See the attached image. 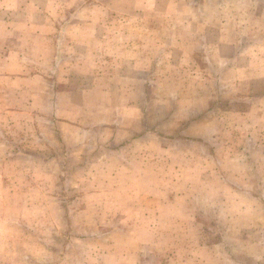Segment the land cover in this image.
Instances as JSON below:
<instances>
[{
	"label": "rangeland",
	"instance_id": "rangeland-1",
	"mask_svg": "<svg viewBox=\"0 0 264 264\" xmlns=\"http://www.w3.org/2000/svg\"><path fill=\"white\" fill-rule=\"evenodd\" d=\"M100 1L0 0V29L4 31L0 41L15 43L18 39L23 40V37L18 38L13 33V30L18 28L30 31L34 26L40 28L52 24L46 21L47 10L49 16L61 15L60 21H54L57 27H82L78 18L81 12L91 11L93 3L100 4ZM102 1L105 2L101 5L104 14L119 13L121 18L117 21H104L103 28H106L109 34L101 38L104 43V57L107 54L106 49L112 44L111 28L117 31L118 36L113 35L115 44L121 46L126 45L128 41L129 44L134 41L138 45L142 41L143 23L147 26L154 24L153 3L151 11L138 10L135 12L136 20L127 22L121 17L127 12L125 6L119 4L117 9L112 6L117 4L109 5L108 0ZM237 1L229 0L231 5H237ZM205 2L207 3V0ZM254 7V0L242 6V9L247 8L246 24H251L244 36L247 49L256 45L255 39L261 38L260 42L264 44V35L260 34L259 38L256 36L260 27L261 32H264V21L256 19ZM39 10L44 12L39 20H23L24 18L20 19L21 14L20 18L18 17V11L30 14ZM140 13H147L150 20H139L142 16ZM32 23L36 24L33 26ZM86 27L94 29L95 22L86 21ZM243 44L242 46H245ZM250 53L253 54L252 50ZM201 55L196 54V61L201 60ZM260 56L259 53L257 57ZM262 56L264 60V52ZM155 87L162 93L163 87L167 86ZM191 87L193 86H184L188 91ZM144 91L151 94L145 100V114L143 112L135 115L134 110L133 119L130 116L124 122L119 119L115 125L119 126V129L126 124L129 129L135 125L138 130L136 133L140 135L139 141L149 140L147 142L152 144L164 145L166 149L163 151L167 153L165 165L160 169L167 171V175L158 170L161 177L182 176L185 179L162 180L158 175L153 179H144L142 175L154 167V163L143 162V152L140 150L138 154H134L135 151L132 152L128 148H115L116 143L125 144L128 136H119L116 132V136L111 137L113 130L117 128L105 127L103 131L95 130L97 126L92 117L87 123L89 136L84 135V140L89 139V144L86 145H81L80 142L67 149L62 146L63 142H55L49 145L48 151L46 148L28 149L26 156H18V147L3 146L0 148V264H179V254H176L175 249L188 252L190 247L195 246L197 240L202 238V235L197 238L185 235L186 230L193 231L186 223L192 211L194 214L191 215H195L196 222H201L203 227L206 225V228L210 229V238L214 241L211 251L203 250L201 257L216 254L221 248L222 251L223 248L227 251H237L239 246L234 243L237 229L254 216L264 225V125L262 129H255L249 126L253 120H246L244 124L238 117L223 115V110L235 107L245 110L251 101L240 105L225 102L217 111V116H205L212 102L201 99L198 103L195 102L198 110H193L189 116L175 98L171 99L174 93L168 94L169 99L164 100L156 98V95L160 96L161 93L155 91L153 84L146 85ZM233 92L231 89L230 94ZM1 120L0 128L3 129L4 121ZM208 122L218 126V132H202L206 130L205 125ZM222 126L230 131H224ZM17 136L6 137L11 144L17 140ZM100 137L103 142L109 143L107 148H100ZM227 140L232 145L250 147L247 150L238 148L234 152L243 151L246 163L238 164L236 160L233 161L232 150L227 148L231 159L222 166H218L217 160H213L210 166L199 169L193 164L195 154L214 155L217 159L222 154V149L218 147L224 145ZM261 140L262 147L256 149V144L258 146ZM207 142L213 144L206 145ZM177 154H180V157H177ZM21 157L23 158L20 159ZM25 158L29 161H25ZM173 158L177 160V164L170 163ZM219 169L221 170L217 171ZM208 177L224 179L233 188V192H239V197L232 200V205L248 206L251 213L246 215L233 210L223 211L221 204H224V201L217 193L221 192L222 187L216 181L207 179ZM148 190L157 194L145 197L142 193ZM174 191L175 195H172ZM176 215L184 219L182 226L174 221ZM135 224L137 226H132ZM153 238L155 239L149 242ZM138 239L145 240L143 254H140L142 251L139 250ZM116 248L120 252L126 248V254L129 256L123 258L115 250L112 253ZM182 261L184 264L207 263L205 260Z\"/></svg>",
	"mask_w": 264,
	"mask_h": 264
},
{
	"label": "crops",
	"instance_id": "crops-1",
	"mask_svg": "<svg viewBox=\"0 0 264 264\" xmlns=\"http://www.w3.org/2000/svg\"><path fill=\"white\" fill-rule=\"evenodd\" d=\"M249 1L251 0H238L237 5H231L229 0H207V3L205 0H108L109 5L117 4L112 5L114 8L118 9L119 4L125 6L127 12L121 17L127 22L136 20V11H151L152 3L155 7L153 6L152 13L154 24L147 26L143 23L142 41L138 45L134 41L132 44L128 41L126 45L121 46L115 44L113 35H118L117 31L111 28L112 44L106 49L105 57L101 38L109 34L106 28H103L104 21H117L121 18L119 13H113L114 16L111 13L104 14L101 5L105 2L102 0L100 4L93 3L94 6L92 4L93 7H90L91 11L81 12L78 18L82 22V27H57L54 21H60L61 15L49 16L47 10L45 18L46 21L52 22L49 23L50 27L48 25L36 28L34 26L36 23H32L34 28L30 31L20 28L13 30L15 36L24 39H18L15 43L0 41V124L1 119L4 121V128H0V148L15 146L18 147V156H26L28 149L46 148L48 151L49 145L55 142L58 144L63 142L62 146L67 149L80 142L81 145L89 144V139L84 140V138L87 134L89 136L87 123L92 117L97 126L95 130L103 131L105 127L117 128L113 130L111 137L116 136V132L119 136L120 134L123 137L128 136L125 144L116 143L115 148H128L132 152L135 151L134 154H138L140 150L143 152V162L154 163V167L142 175L144 179H153L156 175L162 180L185 179L182 176L161 177L158 170L167 175V171L160 169L165 165L167 152L163 151L166 149L164 145H155L147 142L149 140L139 141L140 135L136 133L138 130L135 125L130 126L129 129V125L126 124L119 129L120 127L115 124L119 119L123 122L128 120L129 116L133 119L135 112V115L143 112L145 114V100L151 94H147L144 88L153 84L155 91L159 93H161L160 89L155 86H167L163 87V92L160 96L156 95V98L169 99L168 94L174 93L171 99L175 98L180 103L181 109L189 116L198 108L195 107V102L198 103L201 99L212 102L205 116L219 114L217 111L225 102L240 105L250 100L251 104L247 108L244 107L245 110L235 107L223 110V115L238 117L240 122L244 121V124L246 120L249 122L253 120L249 126L262 129L264 44L260 42L262 39L259 36L264 35V32H261L260 27L256 32L259 39L254 40L256 45L247 49L244 36L251 28V24L250 22L246 24L247 8L242 9V6ZM254 4L256 19L264 21V0H254ZM22 13L24 12L18 11V17L22 15L20 19H29L33 22L43 17L44 12L39 10L30 14ZM140 14L142 16L139 20L143 22L150 20L147 13ZM86 21H94L95 28L88 29ZM2 33L4 31L0 29V36H3ZM28 37L34 39L27 40ZM147 41L149 43L146 44ZM251 50L254 56L250 53ZM199 53L202 54L201 60L196 61V54ZM259 53L261 56L257 57ZM154 70L157 71L152 72ZM188 85L193 86L189 91L184 88ZM231 89L234 92L230 94ZM206 90L208 92H205ZM205 126L206 130L202 132L208 134L218 132V126L213 123L208 122ZM196 127L198 130V126ZM222 128L224 131L229 130L224 126ZM6 136L9 138L17 136V140L10 144ZM99 139L100 148H107L109 143L103 142L102 137ZM262 142L261 140L258 146L256 144L255 148H261ZM212 144V142L206 143V145ZM214 144L218 145L216 142ZM218 148L222 149V154L217 159L214 155L195 154L193 164L199 169L208 167L213 160H217L218 166H222L231 159L227 148L232 150L233 161L243 164L246 163L243 151L234 152L238 148L247 150L250 147L232 145L227 140ZM179 155L177 154V157H180ZM24 160L29 161L26 158ZM173 162L178 163L175 158L170 160V163ZM207 179L216 181L222 187L221 192L217 193L224 201V204H221L223 211L233 210L246 215L251 213L248 206L232 205V200L239 197V192H233V188L224 179L211 177ZM142 194L151 197L157 193L148 190ZM172 195H175V191ZM148 212L150 213V210ZM192 213L194 214V211ZM191 214L188 216L191 220L186 223L193 231L186 230L185 235H193L196 238L202 235V238L198 239L197 244L190 247L188 252L175 249L176 254H179V264H184L182 261L184 259L207 262L202 264H215V262L264 264V225L256 216L244 226L238 227L234 236V243L239 246L237 251H227L225 248L222 251L221 248L216 254L201 257L200 253L203 250L211 251L214 241L212 242L210 238V229L206 228V225L203 227L201 222H196L195 215L193 217ZM174 221L182 226L184 219L176 215ZM138 241L139 250L142 251L140 254H143L145 240L138 239ZM149 242L146 241L148 245ZM114 250L123 258L129 256L126 254V248H123L122 252L117 248L113 249L112 253ZM141 258L143 259L144 255ZM178 260L176 256V262Z\"/></svg>",
	"mask_w": 264,
	"mask_h": 264
}]
</instances>
